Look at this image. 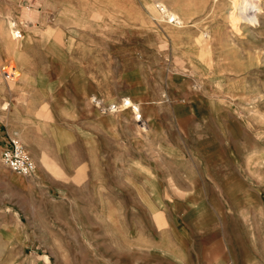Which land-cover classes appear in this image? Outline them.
I'll list each match as a JSON object with an SVG mask.
<instances>
[{
    "label": "rangeland",
    "instance_id": "obj_1",
    "mask_svg": "<svg viewBox=\"0 0 264 264\" xmlns=\"http://www.w3.org/2000/svg\"><path fill=\"white\" fill-rule=\"evenodd\" d=\"M155 1L0 10V83L37 88L58 162L25 177L0 149V264H264V0L248 33L215 0H161L183 24Z\"/></svg>",
    "mask_w": 264,
    "mask_h": 264
},
{
    "label": "crops",
    "instance_id": "obj_2",
    "mask_svg": "<svg viewBox=\"0 0 264 264\" xmlns=\"http://www.w3.org/2000/svg\"><path fill=\"white\" fill-rule=\"evenodd\" d=\"M13 7V0H0V10H14ZM24 72L29 76L31 75L30 70H23L22 73ZM36 92L37 88L33 86L21 87L13 92L8 90L6 84L0 83V101L12 100L17 96L16 102L12 105L10 103L8 112L0 115V149H3L8 135L14 132L19 136L21 135L29 154L36 164L35 177L41 179L42 175L52 174L47 168L45 160L57 162L55 161L57 157L51 153L49 147L45 146L46 142L41 139V134L43 129L45 131L46 126L41 124L40 108L34 100ZM22 95L25 96L24 99H22ZM1 109L2 106H0ZM57 147L60 150V145H57ZM42 186L44 187V184Z\"/></svg>",
    "mask_w": 264,
    "mask_h": 264
},
{
    "label": "bare ground",
    "instance_id": "obj_3",
    "mask_svg": "<svg viewBox=\"0 0 264 264\" xmlns=\"http://www.w3.org/2000/svg\"><path fill=\"white\" fill-rule=\"evenodd\" d=\"M217 1L218 0H215V4H213L210 10H229V12L226 15L227 16L226 18L229 21L230 25L234 28V30L242 29L243 31L248 33L251 32L252 27H256L260 24L259 16H258L259 11L261 10L259 0H220V3L222 5L216 7ZM154 5H155L154 10H160L159 12L162 13L164 17H167L168 19L172 17L173 20L176 19L179 23L182 24L184 23L185 18L178 11L179 10L178 8L168 7L161 0H156ZM12 25L13 24L11 23L9 25V30L8 29L7 31L4 30L3 33L6 37L9 36L11 37V41L13 42L15 47L14 53L16 54V57L19 58L20 63L23 64L24 61L23 54H21V52L18 50V46L21 45L20 39L22 38V35L20 34V36H18L19 34L17 33V30L13 28ZM18 32L20 33V31ZM25 74L27 75V77H30L27 73ZM24 98L25 96L22 95V99ZM134 105L136 108L139 107L137 104ZM134 113L136 114V112Z\"/></svg>",
    "mask_w": 264,
    "mask_h": 264
},
{
    "label": "built area",
    "instance_id": "obj_4",
    "mask_svg": "<svg viewBox=\"0 0 264 264\" xmlns=\"http://www.w3.org/2000/svg\"><path fill=\"white\" fill-rule=\"evenodd\" d=\"M17 33L19 34L18 36H20L18 31ZM7 77H9V73H7ZM121 106L124 108H132V110L136 112L137 117L140 118L138 108L135 107L129 98L123 99L120 105L117 103L111 104L112 110H117ZM1 158L2 162L17 174L25 177H32L35 175L36 164L16 132L7 136Z\"/></svg>",
    "mask_w": 264,
    "mask_h": 264
}]
</instances>
